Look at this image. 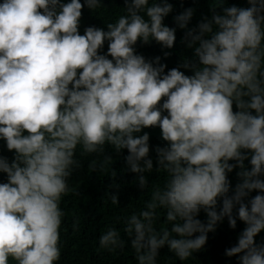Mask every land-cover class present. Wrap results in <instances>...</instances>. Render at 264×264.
<instances>
[{"label":"clouds","instance_id":"1","mask_svg":"<svg viewBox=\"0 0 264 264\" xmlns=\"http://www.w3.org/2000/svg\"><path fill=\"white\" fill-rule=\"evenodd\" d=\"M247 5L219 0L189 29L193 8L173 28L168 0H125L106 30L81 34L83 9H106L101 0L0 2V142L13 154L0 155V264H59L61 200L75 191L78 153L116 178L108 148L127 152L123 171L135 175L142 207L117 216L99 250L130 242L137 264H158L167 247L183 262L225 219L233 230L239 220L245 228L225 255L264 264V240L255 239L264 232V0ZM177 28L191 55L176 67L137 53L153 42L173 49ZM157 128L162 143L153 146L144 130Z\"/></svg>","mask_w":264,"mask_h":264},{"label":"trees","instance_id":"2","mask_svg":"<svg viewBox=\"0 0 264 264\" xmlns=\"http://www.w3.org/2000/svg\"><path fill=\"white\" fill-rule=\"evenodd\" d=\"M2 2V0H0ZM68 2V0H63ZM106 9H101L94 13L85 7L82 11L80 33L89 26L105 28V23L113 22L115 18L122 14L121 9L125 6V0H101ZM173 5V12L165 18L164 23L169 27H176L174 17L181 14L187 8L194 9L193 19L188 28H195L204 16L210 15V10L217 6L219 0H168ZM84 3V0H81ZM227 5H236L247 7V0H226ZM185 35L184 30L177 28L176 43L173 49H162L155 42L150 45L138 44L136 50L147 59L161 57V62L167 65V69L176 67L181 62L182 56H190L191 51L181 43ZM107 51V45L105 46ZM170 55L165 59L164 53ZM166 69V70H167ZM183 70V69H182ZM186 74H191L186 72ZM150 134V144L155 146L161 144L159 129H145ZM107 154L114 161L113 168L118 172L116 178L111 176V168L104 172H93L88 164L92 157L85 156L78 158L81 167L74 171L70 180V186L75 189L74 192L64 196L61 200V208L66 213L61 230V259L59 264H137L135 252L129 245L121 252L109 253L99 250V237L101 233L110 225L115 224L117 216L130 215L132 212L139 211L142 207L141 192L138 186L133 184L135 175L123 171L125 166L124 156H117L111 148L107 149ZM0 155L12 158V153L7 152L3 142H0ZM158 179H164L163 174H157ZM153 174L151 180L157 179ZM233 187L238 183L236 171L229 175ZM6 177L0 174V183L5 182ZM113 183L119 185V188L111 187ZM109 193L118 195L120 207L113 206L110 202ZM257 193H252L255 196ZM145 195L143 199H146ZM199 219L206 221V216L201 213ZM74 225L76 227L74 228ZM118 230L122 225H115ZM160 227H164L163 218L159 222ZM245 225L237 221V228L231 229L227 219L217 226L215 233L208 234V241L204 249L193 254V258L187 261H179L167 247L159 252L158 264H237V257L229 258L225 255V250L231 248L237 243V237L243 231ZM122 237L127 239L124 233ZM257 243L264 240V232H261L256 238Z\"/></svg>","mask_w":264,"mask_h":264}]
</instances>
